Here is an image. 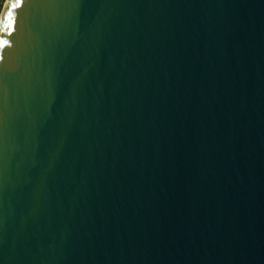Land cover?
I'll list each match as a JSON object with an SVG mask.
<instances>
[{
  "label": "water",
  "instance_id": "water-1",
  "mask_svg": "<svg viewBox=\"0 0 264 264\" xmlns=\"http://www.w3.org/2000/svg\"><path fill=\"white\" fill-rule=\"evenodd\" d=\"M3 40L0 264H264V0H6Z\"/></svg>",
  "mask_w": 264,
  "mask_h": 264
},
{
  "label": "snow or ice",
  "instance_id": "snow-or-ice-1",
  "mask_svg": "<svg viewBox=\"0 0 264 264\" xmlns=\"http://www.w3.org/2000/svg\"><path fill=\"white\" fill-rule=\"evenodd\" d=\"M18 5L17 4H12V7L13 8H16ZM9 17H11L12 16V13L11 12H9L8 14H7ZM4 27H5V29H7L8 27H9V25L6 23L5 25H4ZM6 44H8V41L7 40H3V41H0V46H3V45H6Z\"/></svg>",
  "mask_w": 264,
  "mask_h": 264
},
{
  "label": "rangeland",
  "instance_id": "rangeland-1",
  "mask_svg": "<svg viewBox=\"0 0 264 264\" xmlns=\"http://www.w3.org/2000/svg\"><path fill=\"white\" fill-rule=\"evenodd\" d=\"M5 2H6V0H3V3H2V10H3V8H4ZM2 10H1V12H0V15H1V13H2Z\"/></svg>",
  "mask_w": 264,
  "mask_h": 264
},
{
  "label": "trees",
  "instance_id": "trees-1",
  "mask_svg": "<svg viewBox=\"0 0 264 264\" xmlns=\"http://www.w3.org/2000/svg\"><path fill=\"white\" fill-rule=\"evenodd\" d=\"M2 3H3V0H0V12L2 10Z\"/></svg>",
  "mask_w": 264,
  "mask_h": 264
}]
</instances>
